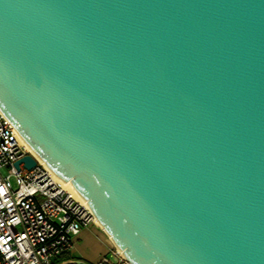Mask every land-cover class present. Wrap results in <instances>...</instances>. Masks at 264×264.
<instances>
[{
    "label": "water",
    "instance_id": "obj_1",
    "mask_svg": "<svg viewBox=\"0 0 264 264\" xmlns=\"http://www.w3.org/2000/svg\"><path fill=\"white\" fill-rule=\"evenodd\" d=\"M0 112L130 263L264 264V0H0Z\"/></svg>",
    "mask_w": 264,
    "mask_h": 264
},
{
    "label": "built area",
    "instance_id": "obj_2",
    "mask_svg": "<svg viewBox=\"0 0 264 264\" xmlns=\"http://www.w3.org/2000/svg\"><path fill=\"white\" fill-rule=\"evenodd\" d=\"M26 154L35 165L16 169L14 162ZM91 224L89 206L63 187L0 112V264H53ZM95 264L132 263L112 244Z\"/></svg>",
    "mask_w": 264,
    "mask_h": 264
},
{
    "label": "crops",
    "instance_id": "obj_3",
    "mask_svg": "<svg viewBox=\"0 0 264 264\" xmlns=\"http://www.w3.org/2000/svg\"><path fill=\"white\" fill-rule=\"evenodd\" d=\"M112 245L106 233L96 224L81 229L73 239L68 252V259L59 264L81 263L95 264L99 257L107 252Z\"/></svg>",
    "mask_w": 264,
    "mask_h": 264
},
{
    "label": "bare ground",
    "instance_id": "obj_4",
    "mask_svg": "<svg viewBox=\"0 0 264 264\" xmlns=\"http://www.w3.org/2000/svg\"><path fill=\"white\" fill-rule=\"evenodd\" d=\"M21 138V137H20ZM22 140V139H21ZM23 141V140H22ZM24 142V141H23ZM25 143V142H24ZM26 144V143H25ZM27 148H28V150L31 152V153H33L32 151H31V149L27 146ZM38 158V157H37ZM39 159V158H38ZM39 161H41L40 159H39ZM41 162H43V161H41ZM54 175V174H53ZM54 177L58 180V181H60V183L63 185V187L65 188V189H67L72 195H73V197L75 198V199H77L78 201H80L81 203H84L85 205H87V202L71 187V186H69L68 184H67V182L68 181H65V182H63L62 180H60L57 176H55L54 175ZM88 206V205H87ZM95 222H96V225H98L100 228H102L103 229V227H102V225H100L99 224V222L95 219ZM121 251V250H120Z\"/></svg>",
    "mask_w": 264,
    "mask_h": 264
},
{
    "label": "trees",
    "instance_id": "obj_5",
    "mask_svg": "<svg viewBox=\"0 0 264 264\" xmlns=\"http://www.w3.org/2000/svg\"><path fill=\"white\" fill-rule=\"evenodd\" d=\"M68 253H66V254H63V255H61V256H58V257H56V258H54L53 259V264H59V263H62V262H64V261H66L67 259H68ZM73 264H76V263H73ZM78 264H85V263H78Z\"/></svg>",
    "mask_w": 264,
    "mask_h": 264
},
{
    "label": "rangeland",
    "instance_id": "obj_6",
    "mask_svg": "<svg viewBox=\"0 0 264 264\" xmlns=\"http://www.w3.org/2000/svg\"><path fill=\"white\" fill-rule=\"evenodd\" d=\"M13 180V179H12ZM102 229V228H101ZM103 230V229H102ZM52 262H53V259H52ZM80 263L82 262V261H79Z\"/></svg>",
    "mask_w": 264,
    "mask_h": 264
}]
</instances>
